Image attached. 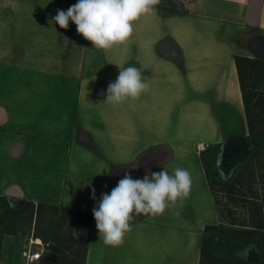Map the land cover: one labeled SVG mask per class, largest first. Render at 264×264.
Segmentation results:
<instances>
[{"label": "crops", "instance_id": "crops-1", "mask_svg": "<svg viewBox=\"0 0 264 264\" xmlns=\"http://www.w3.org/2000/svg\"><path fill=\"white\" fill-rule=\"evenodd\" d=\"M75 3L0 0V196L91 215L83 264H199L204 229L219 223L203 164L193 155L200 143L231 140H221L225 113L245 119L234 58L254 55L248 41L264 37V0H161L135 22L125 45L107 53L74 23L67 30L55 24L57 10ZM117 66H136L150 89L113 108L104 99ZM157 146L170 158L153 172L187 168L189 197L177 203L179 215L145 216L122 245H104L92 210L113 189L111 172ZM92 160L99 182L82 188Z\"/></svg>", "mask_w": 264, "mask_h": 264}, {"label": "clouds", "instance_id": "clouds-1", "mask_svg": "<svg viewBox=\"0 0 264 264\" xmlns=\"http://www.w3.org/2000/svg\"><path fill=\"white\" fill-rule=\"evenodd\" d=\"M161 0H77L66 11L57 10L55 24L67 30L69 23L93 48L109 52L125 45L134 33V24L142 16L156 12ZM118 67V66H117ZM114 82L107 86L104 102L113 108L128 100H138L150 89V84L136 66L118 67ZM136 168V164H132ZM192 174L187 168L175 167L171 173L166 168L150 172L134 179L129 172L118 181L110 193H102L98 205L93 208L99 239L103 244L118 247L125 235L132 230L137 217L152 218L172 211L181 205L191 191ZM92 199H96L92 189ZM254 244L238 250L236 255L247 260Z\"/></svg>", "mask_w": 264, "mask_h": 264}, {"label": "rangeland", "instance_id": "rangeland-1", "mask_svg": "<svg viewBox=\"0 0 264 264\" xmlns=\"http://www.w3.org/2000/svg\"><path fill=\"white\" fill-rule=\"evenodd\" d=\"M247 57L255 58L256 56L248 54ZM6 78L7 82L14 81L15 75H9V77L6 75ZM179 108H182L181 112H183L184 105L182 107H177V111ZM90 112L91 111H87L86 114H89L90 118H92L94 114ZM82 114H85V111H83ZM225 114L228 120L223 122V124H219L220 132H222V141L232 139L233 137L235 140L239 141L248 135L245 119L244 121H240L237 120V116L234 114H232V116L227 113ZM174 117L177 118L179 115L175 114ZM220 118L221 116L218 114L217 119L220 120ZM222 127L224 128L222 129ZM197 135L200 136L199 133H193V138H197ZM200 145L201 143L198 145L199 156L194 154L193 157L195 159H197V157L200 158L206 173L205 175L207 177V181H209L208 183L212 185L211 192H213V196L215 197L216 203L214 204H216L215 212L218 214V225H223L227 227V229L231 230L241 229L245 231H252L253 228L251 223L253 219H261L264 224V209L260 206L262 205V198L264 196V183L258 179V173L255 166L256 158L252 154V151H250V153L248 151V154L239 161V164L232 167L234 163H229L228 161L232 158L235 159V156L227 158L223 156L220 157L219 155V158L216 161L220 145H212L210 148H208V145L206 146L203 144L204 148ZM237 155H239V153ZM95 161L96 160H92L94 164L89 167L91 170L88 172V177H81L83 178V181H81L83 185L81 186L82 188L86 187L84 183H89V185H91L90 183L99 182L96 181L100 175L97 173V163H95ZM234 168H236V170ZM82 169L83 168H81L79 172H81ZM216 169L219 170L220 177H218L219 175H217V173L215 174ZM201 181H203V179ZM230 186L242 187V195L241 193L235 192L233 194L235 196L232 199V197L225 191V189ZM249 186L253 188V192L257 193L259 199H256L257 196L250 193ZM242 196L247 197L245 198L246 203L234 200L235 198L239 199V197ZM229 209L233 214L228 212ZM32 213L33 207L29 204H17L15 206H10L4 199L0 198V214L3 217V219L0 220V259H6L1 261H6L8 264H24V260L21 257V249L29 237L37 235L44 241L45 235L55 234L57 231L61 233L60 236L63 237L65 241L62 245H59L60 252H49L50 254L57 255V261L55 260L56 262L54 261L52 264H83L85 243L77 242L81 244H77L75 246L68 245L70 244L68 234L70 232L69 230L71 225V222L66 219L68 215H66L61 209L43 207L39 209L40 214L38 221L36 222V215H34L31 219ZM219 213L225 215V218H219ZM233 221L238 224H231ZM243 221H245L244 224L242 223ZM82 225L88 224L85 222H78L75 228V236L79 237L77 235V229ZM259 231L263 233L262 230ZM48 238L52 239L51 236ZM80 240L84 239L80 238ZM187 240V237H185L184 242L186 243ZM191 250L195 252V247L193 246ZM179 251L180 250H176V253ZM184 252L185 251L183 250V254ZM168 253H173V251H169ZM208 260L209 264L215 263L211 258ZM227 263H230V261Z\"/></svg>", "mask_w": 264, "mask_h": 264}, {"label": "trees", "instance_id": "trees-1", "mask_svg": "<svg viewBox=\"0 0 264 264\" xmlns=\"http://www.w3.org/2000/svg\"><path fill=\"white\" fill-rule=\"evenodd\" d=\"M234 59L245 110V120L248 135L234 143V145H242L243 149L239 155H235V159L232 158L228 162H233L234 164L232 167H235V165L239 164V161L248 154V151L249 153L252 151V154L256 158L255 166L258 173V179L264 183V61L259 58H249L244 56H235ZM221 146L222 145H220V149L217 152L216 161L219 158ZM234 169L236 170V168ZM216 173L219 175L218 169L215 170V174ZM218 177H220V175ZM208 184L210 190H212V185L210 183ZM241 188L242 187L240 186H230L226 188L225 191L233 199L235 196L233 194L235 192L241 193L242 195L243 192ZM249 191L254 196H257L256 199H259L257 193L253 192V188L251 186H249ZM0 198L4 199L10 206H15L17 204L31 205L33 207L31 219L34 217V215H36V222L38 221L40 214L39 209L43 207L63 210L65 214L68 215L70 220L65 216L66 219L71 222L69 230L70 232L68 234L70 244L68 245L75 246L77 244H81L77 242H84L85 251L83 260L85 259L87 242L80 240L79 237L75 236V228L78 222H85L88 224L87 226H89L91 224V215L80 210L68 209L43 203L25 202L21 201L20 199L14 200L8 196H0ZM245 198L247 197L242 196L239 197V199L235 198L234 200L246 203ZM213 199L214 203H216L214 196ZM260 206H262L264 209V196L262 198V205ZM228 212L230 214L232 213L230 209ZM219 218L223 219L225 218V215L219 213ZM2 219L3 217L0 214V220ZM242 223L244 224L245 221ZM231 224L238 223H234L233 221ZM251 224L253 228L252 231H245L241 229L231 230L227 229V227L223 225L206 226L203 232L200 247V264H209V258L215 262L214 264H264V224L262 223L261 219L258 218L253 219ZM259 230H262L263 233H261ZM60 235L61 233L56 231L55 234L53 233L44 236V242L48 243L49 252H60L59 245H62L65 241V239H63V237ZM50 236L53 240L48 238ZM249 244H254L255 249L249 253L247 260L240 259L236 255V252L245 248ZM228 261H230V263H227Z\"/></svg>", "mask_w": 264, "mask_h": 264}, {"label": "water", "instance_id": "water-1", "mask_svg": "<svg viewBox=\"0 0 264 264\" xmlns=\"http://www.w3.org/2000/svg\"><path fill=\"white\" fill-rule=\"evenodd\" d=\"M247 48L258 58L264 61V37L256 36L251 38L247 43ZM234 141L226 142L221 146L220 157H227L229 155L228 147L233 145ZM170 158V151L165 146L153 147L141 153L132 163L122 165L115 168L110 174V183L114 188L118 181L129 172L131 176L136 178H143L146 174L153 172L160 165L164 164ZM132 164H136V168H132ZM145 216L137 217L135 221H140ZM89 226L82 225L77 229V235L86 240L89 237ZM57 258L56 254H46L40 261L41 264H52Z\"/></svg>", "mask_w": 264, "mask_h": 264}, {"label": "built area", "instance_id": "built-area-1", "mask_svg": "<svg viewBox=\"0 0 264 264\" xmlns=\"http://www.w3.org/2000/svg\"><path fill=\"white\" fill-rule=\"evenodd\" d=\"M200 146L204 148L203 144ZM48 253V243L37 235L30 236L21 249V257L24 260V264H39L43 256Z\"/></svg>", "mask_w": 264, "mask_h": 264}, {"label": "flooded vegetation", "instance_id": "flooded-vegetation-1", "mask_svg": "<svg viewBox=\"0 0 264 264\" xmlns=\"http://www.w3.org/2000/svg\"><path fill=\"white\" fill-rule=\"evenodd\" d=\"M230 141H234L233 145L229 146V155L227 156V158L229 157H234L236 154L240 153L243 149L242 145L236 144L234 145V143L237 141L235 140V138L231 139ZM228 141V142H230Z\"/></svg>", "mask_w": 264, "mask_h": 264}]
</instances>
